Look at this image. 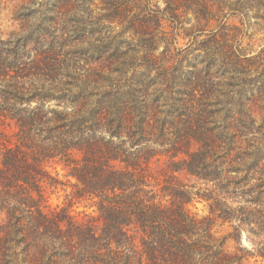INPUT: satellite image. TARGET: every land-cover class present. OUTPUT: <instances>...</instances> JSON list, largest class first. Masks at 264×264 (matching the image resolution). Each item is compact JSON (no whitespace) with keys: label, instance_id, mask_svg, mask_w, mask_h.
Here are the masks:
<instances>
[{"label":"trees","instance_id":"1","mask_svg":"<svg viewBox=\"0 0 264 264\" xmlns=\"http://www.w3.org/2000/svg\"><path fill=\"white\" fill-rule=\"evenodd\" d=\"M162 1L24 0L0 30V264L264 263V0Z\"/></svg>","mask_w":264,"mask_h":264},{"label":"rangeland","instance_id":"2","mask_svg":"<svg viewBox=\"0 0 264 264\" xmlns=\"http://www.w3.org/2000/svg\"><path fill=\"white\" fill-rule=\"evenodd\" d=\"M227 1L229 3L236 2V0ZM23 2L24 0L3 1V3L0 5V30L8 33L12 31H20L22 23L15 19V14L20 9V6ZM156 2L161 7H164L165 5L162 0H156ZM249 12L250 15H253V12ZM186 14L187 20H189V22H185L183 26L190 28L195 24V19L192 16L193 12L189 11V13ZM241 18L242 14L236 13L235 11H230L227 19L230 23L240 24L242 22ZM244 29L246 32L244 44L248 45V47L254 51H260L264 47V24H253L252 26L245 25ZM185 42L186 40L181 39L180 45H183ZM163 46L164 45L162 43L158 46V49L155 52L156 55H160L162 53ZM12 129L13 128L10 130L12 131ZM59 169L63 184H59L58 186H47L45 192L48 196V205L51 208H66L68 211L81 218L85 212H91L93 210V208L90 206L91 202L89 200L79 199L74 196L73 184L75 183V179L68 175L67 170L62 169L61 167H59ZM197 207L198 208L195 210L199 213H204L206 211L203 203H198ZM243 242L245 245L251 246V243L246 239L245 235Z\"/></svg>","mask_w":264,"mask_h":264}]
</instances>
